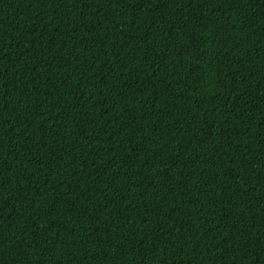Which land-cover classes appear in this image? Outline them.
Wrapping results in <instances>:
<instances>
[{"label":"trees","instance_id":"obj_1","mask_svg":"<svg viewBox=\"0 0 264 264\" xmlns=\"http://www.w3.org/2000/svg\"><path fill=\"white\" fill-rule=\"evenodd\" d=\"M0 264H264V0H0Z\"/></svg>","mask_w":264,"mask_h":264}]
</instances>
